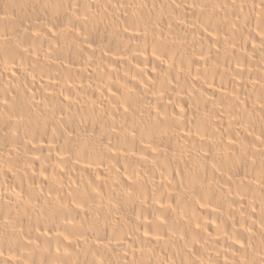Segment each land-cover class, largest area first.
<instances>
[{
    "label": "bare ground",
    "instance_id": "1",
    "mask_svg": "<svg viewBox=\"0 0 264 264\" xmlns=\"http://www.w3.org/2000/svg\"><path fill=\"white\" fill-rule=\"evenodd\" d=\"M0 264H264V0H0Z\"/></svg>",
    "mask_w": 264,
    "mask_h": 264
}]
</instances>
